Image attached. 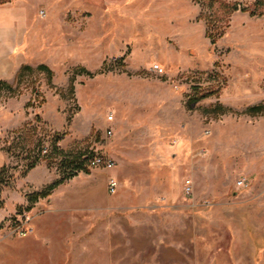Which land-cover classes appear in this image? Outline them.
<instances>
[{"label":"rangeland","instance_id":"rangeland-1","mask_svg":"<svg viewBox=\"0 0 264 264\" xmlns=\"http://www.w3.org/2000/svg\"><path fill=\"white\" fill-rule=\"evenodd\" d=\"M32 1L41 2L37 14L46 12L66 61L52 66V84L35 72L21 95L0 94V167L12 175L0 187V264L48 261L47 252L28 251L35 234L48 252L51 240L66 241L59 264H264V113H243L264 103V14H250L264 11L257 4L264 0ZM232 4L239 9L229 14ZM206 20L227 25L215 44L205 36ZM103 64L105 72L78 75L75 93L68 92L75 67ZM33 88L44 102L25 107ZM217 103L231 111L215 114ZM25 122L37 124L48 143L63 133L64 151L116 162L89 168L88 185L73 191L79 198L64 204L61 218L49 197L25 210L27 194L44 186L29 178L32 169L22 174L23 158L37 154V136L9 133ZM61 159L37 166L57 178ZM111 176L115 193L107 189ZM242 176L247 187L237 185ZM57 229L67 236L55 237Z\"/></svg>","mask_w":264,"mask_h":264},{"label":"crops","instance_id":"crops-1","mask_svg":"<svg viewBox=\"0 0 264 264\" xmlns=\"http://www.w3.org/2000/svg\"><path fill=\"white\" fill-rule=\"evenodd\" d=\"M40 3L35 4L32 0H10L0 4V79L14 80L20 67L24 64L33 66L32 64L43 63L52 69V66L57 62L63 64L66 61V56H57L58 49L55 47V42H52L51 21L42 18L40 12L37 14ZM34 172L37 173V176L34 175ZM87 175L81 171L52 191L49 196L50 211L53 215L55 214L56 219L61 218L64 210H68L63 207L64 204L79 198L78 195L75 196L72 193L80 189L84 182L88 185ZM29 178L42 187L51 182L55 176L50 175L48 168L36 166L29 173ZM54 233L55 237L64 238L67 236V232L62 229H57ZM40 236L35 234L27 239L31 245L28 246V251L47 252L46 257L49 260H42V256L35 254L33 259L38 258L42 261L34 259L19 261L16 264H59V261L63 259L62 249L66 241L63 239L51 240L50 243L54 244V250L48 252L46 246L41 244L42 242L38 239Z\"/></svg>","mask_w":264,"mask_h":264},{"label":"trees","instance_id":"trees-1","mask_svg":"<svg viewBox=\"0 0 264 264\" xmlns=\"http://www.w3.org/2000/svg\"><path fill=\"white\" fill-rule=\"evenodd\" d=\"M10 0H0V4L6 3ZM258 3L257 4H264ZM226 7H230L228 4H224ZM238 5L232 4L231 8L228 9V13H232L234 11H237ZM242 10H245L242 8ZM251 15L264 14V11H257V10H251ZM211 20H206V30H205V36L210 39L211 44H215L217 40L224 34V31L227 27V25L219 26V25H212ZM215 33H213V32ZM123 65V64H122ZM215 65H218L216 62ZM124 66V65H123ZM35 72H43L47 76V80L49 84H52L54 72L53 70L46 64H39L36 67H33L29 64H24L20 67L19 71L17 72L14 81L10 82L8 80L0 79V94L2 91H8L10 94V97L19 96L22 94L21 84L24 83V80L28 78L29 76L33 75ZM105 72V64L101 66L96 71H90L84 66H77L75 67L68 79V86L67 90L71 94L75 93V81L78 75H87L89 77H93L94 75L98 73ZM213 71L212 73H214ZM32 96L31 99L26 103L25 107H37L41 103L44 102V98L41 100H38L39 94L38 90L32 89ZM206 94H203L201 96H192L190 97L187 102L186 106L189 109L193 108V104L196 103L198 100L206 97ZM43 97V96H42ZM213 112L217 115L225 114L229 111H231V108L228 106H225L221 103H217L212 108ZM209 110V109H208ZM210 111V110H209ZM243 113L255 116L259 114L264 113V103H259L255 105L248 106ZM73 118V114H67L66 121L67 123H70V121ZM36 123H40L41 119L38 113L35 114ZM37 124L30 126V122H25L21 127L11 130L9 133H14L16 138H23L28 137L35 139ZM31 127V128H29ZM49 135V134H48ZM63 138V133L55 132L51 136V141L46 142L42 137L37 136L36 137V147L37 148V154H31V150H29V153L23 158L26 163L23 164V170L22 174H25L26 172L30 171L31 169L35 168L44 158H52L55 159V157H62L61 166H60V175L55 178L53 181L47 183L44 185L40 190L33 191L29 194H27V206L25 207L26 211H29L32 207V204L37 202L41 198L49 197L52 193V191L58 187L59 185L65 183L67 180L73 178L75 175H77L79 172L83 171L85 173H90V169L88 167V159L91 156L83 155V154H73L72 152L64 151L60 146L59 142ZM1 150L7 152L10 154L9 151L10 148L6 146H1ZM12 175L9 172V166L7 164H4L0 167V187L3 185H9L11 182ZM1 228V225H0Z\"/></svg>","mask_w":264,"mask_h":264},{"label":"built area","instance_id":"built-area-1","mask_svg":"<svg viewBox=\"0 0 264 264\" xmlns=\"http://www.w3.org/2000/svg\"><path fill=\"white\" fill-rule=\"evenodd\" d=\"M41 16H45L46 13L44 11H40ZM153 70L157 73H162L163 72V68L159 67L158 65L153 66ZM110 119H113V115H110L109 117ZM112 129H108L107 130V134H112ZM88 167L89 168H97V167H102L105 169H112L116 166V162L115 160L104 153H95L93 154L91 157H89L88 159ZM188 184L190 183V180L187 182ZM237 185L238 187H247L249 185V180L246 176H242L237 180ZM107 187H108V191L110 193H115L118 190L119 184L118 181L115 177L111 176L108 179L107 182ZM186 193L187 194H191L192 192V188L191 185H188L186 188Z\"/></svg>","mask_w":264,"mask_h":264}]
</instances>
